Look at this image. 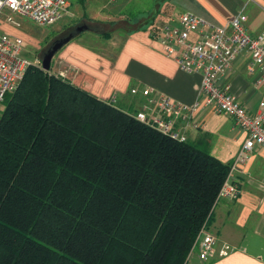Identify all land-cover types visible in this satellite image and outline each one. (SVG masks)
Returning a JSON list of instances; mask_svg holds the SVG:
<instances>
[{
    "label": "trees",
    "instance_id": "16d2710c",
    "mask_svg": "<svg viewBox=\"0 0 264 264\" xmlns=\"http://www.w3.org/2000/svg\"><path fill=\"white\" fill-rule=\"evenodd\" d=\"M3 104L0 264H186L230 165L41 64Z\"/></svg>",
    "mask_w": 264,
    "mask_h": 264
},
{
    "label": "crops",
    "instance_id": "0c3cea01",
    "mask_svg": "<svg viewBox=\"0 0 264 264\" xmlns=\"http://www.w3.org/2000/svg\"><path fill=\"white\" fill-rule=\"evenodd\" d=\"M94 1L104 6L112 0H87ZM142 3V0H117V5H113L116 13L123 16L119 22L128 26L134 24L118 45L109 31L101 30L102 25H113L111 20L85 17L84 22L71 30L82 25L86 29L55 53L51 72L66 71L64 80L122 111L154 115L155 101L160 96L186 105L202 100L200 77L179 70L173 58L164 53L158 34L165 24L180 13L190 11L217 26H227L235 15L243 13L247 16L245 28L250 34L264 31V0H162V3L154 0V6L146 9ZM71 5L68 1L63 15L68 19L62 22L64 25L72 20ZM128 7L130 10L126 13ZM100 10L111 13L103 7ZM143 14L150 16L139 18ZM8 15V9L0 13V33L20 38L22 54L25 45L39 47V41H46L49 36L39 34L24 40L20 36L24 33L18 28L17 14L12 15L18 26L6 21ZM104 33L109 36H103ZM248 62V54H240L221 81L229 83L240 104L255 113L263 94L262 87L257 85L261 72H250ZM175 128L187 142L204 144L212 157L230 165L229 179L239 189L235 199L217 201L205 228V232L216 239L214 254L201 260L200 248L195 244L186 264H264V148L255 146L244 162L235 163L246 134L231 117L211 107L198 109L186 122L176 119ZM233 165L235 168L231 170Z\"/></svg>",
    "mask_w": 264,
    "mask_h": 264
},
{
    "label": "built area",
    "instance_id": "2783aa9c",
    "mask_svg": "<svg viewBox=\"0 0 264 264\" xmlns=\"http://www.w3.org/2000/svg\"><path fill=\"white\" fill-rule=\"evenodd\" d=\"M67 5V0H0V13L8 9L10 15L6 21L16 26L19 23L12 14L26 17L40 26H48L62 18ZM246 20L245 14L238 13L227 26H217L193 12L184 11L165 24L158 34L164 53L173 58L179 70L200 77L202 100L186 105L170 97L160 96L155 101L156 114L139 112L135 118L175 141L185 142L186 137L175 128V120L186 122L198 109L211 107L231 117L246 134L235 163L244 162L247 153L255 146L264 148V31L250 34L245 28ZM242 53L248 54V70L261 72L257 85L262 87L263 94L255 113L247 111L232 94L230 84L221 81ZM31 65L38 64L23 56L22 40L0 33V104L17 89ZM55 75L64 79L66 71ZM234 168L235 165L231 170ZM238 193V187L228 176L215 204L221 199H235ZM195 244L200 248L199 258L205 260L214 254L216 239L206 233L204 228Z\"/></svg>",
    "mask_w": 264,
    "mask_h": 264
},
{
    "label": "rangeland",
    "instance_id": "374dc122",
    "mask_svg": "<svg viewBox=\"0 0 264 264\" xmlns=\"http://www.w3.org/2000/svg\"><path fill=\"white\" fill-rule=\"evenodd\" d=\"M69 2L72 3V5L69 7V10L73 12L72 20L67 22L66 25H64L62 22H66L68 19L67 16H63L62 19L57 21L54 24L48 25V26H40L36 24L35 22L29 20L26 17L17 15L16 19L20 22V26L18 27L24 35H20L24 40H28L29 36L30 37H36L39 36V34H49L47 37L46 41H39V47H34L31 45H25L26 50L23 52V56L28 58L29 61L35 63V64H40L43 58L44 53L46 52L47 48L50 46L52 41L56 38H60L65 36L71 29L78 23H82L87 19H94V20H104L108 21L111 20L113 25L109 26L107 24L102 25L101 30L109 31L112 36L113 40H115V45H118L120 41L123 38V35L128 31V28H132L134 24L131 25H126L121 22H119L120 18H123L122 15L116 13L117 10H115V7L113 5H117L116 1L112 0L109 4H104L100 3L99 1H94L92 3L87 2V0H83L82 2L80 0H68ZM142 7L143 8H151L154 6V0H142ZM164 1V0H163ZM162 3V0H160ZM85 4V7L82 5ZM103 7L104 10L110 9L111 13H104L100 9ZM135 9V7H133ZM125 10V9H124ZM130 10V7H128L125 12L127 13ZM177 11L179 9H176ZM114 11V12H112ZM86 12L87 15L83 16L82 13ZM149 17V15L143 14L139 18H146ZM86 17V18H85ZM72 23V25H71ZM115 23V24H114ZM62 25H64L62 27ZM57 30V31H56ZM54 74V73H53ZM4 109V104H0V114L2 113ZM129 112V111H125ZM134 116L136 113L130 112Z\"/></svg>",
    "mask_w": 264,
    "mask_h": 264
},
{
    "label": "water",
    "instance_id": "95a60500",
    "mask_svg": "<svg viewBox=\"0 0 264 264\" xmlns=\"http://www.w3.org/2000/svg\"><path fill=\"white\" fill-rule=\"evenodd\" d=\"M86 29L85 25L77 26L70 32H68L64 37L57 39L53 41L50 46L47 48L46 52L43 55L42 61H41V68L45 72L50 71L51 62L53 60V57L55 53L65 44L67 43L71 38H73L75 35L80 33L82 30Z\"/></svg>",
    "mask_w": 264,
    "mask_h": 264
}]
</instances>
